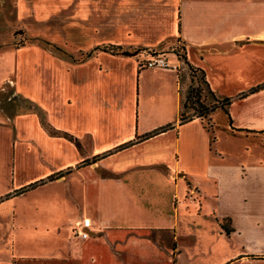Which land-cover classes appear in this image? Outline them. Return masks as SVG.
Wrapping results in <instances>:
<instances>
[{
  "label": "crops",
  "instance_id": "crops-1",
  "mask_svg": "<svg viewBox=\"0 0 264 264\" xmlns=\"http://www.w3.org/2000/svg\"><path fill=\"white\" fill-rule=\"evenodd\" d=\"M13 5L39 37L1 52L29 106L0 118V264H184L190 230L212 264H264V0ZM179 48L229 98L210 124L179 123ZM155 52L169 65L139 66ZM240 136L258 155H237Z\"/></svg>",
  "mask_w": 264,
  "mask_h": 264
},
{
  "label": "rangeland",
  "instance_id": "rangeland-1",
  "mask_svg": "<svg viewBox=\"0 0 264 264\" xmlns=\"http://www.w3.org/2000/svg\"><path fill=\"white\" fill-rule=\"evenodd\" d=\"M15 0H0V118L5 117L11 113H17L19 111L26 110L29 106V102L25 100L23 96L18 94L15 91V87L12 82V78H10L11 72V54H4L1 53L8 48L18 47L21 44H24L27 41H30L32 38L39 37L35 35L29 34L24 26H20L18 23L13 24L14 18V3ZM55 45V44H54ZM59 48V51L63 52L65 55L69 57H73L75 59L82 58L84 54L81 52H77L79 54L73 55L71 50L63 45H56ZM55 48V46H54ZM57 48V49H58ZM112 51L115 48H110ZM147 51L153 50L152 48H146ZM180 51H183L179 48ZM153 54H157L156 52ZM189 82V80H188ZM190 83V82H189ZM195 85V81L192 82ZM187 84L183 86V101L186 104H192L195 107L197 103H191V99H185V90ZM186 110L193 111V107H187ZM205 121L210 124L209 116H205ZM223 113L218 110L213 114V119L217 125L216 133L222 135L223 129L220 124L223 121ZM219 126V127H218ZM238 146L239 149L236 152L240 158H249L258 155L260 151L261 144L256 142L255 144L251 143L245 136H240L238 138ZM207 222L204 221L199 222L198 227L207 228ZM205 225V226H204ZM193 226V225H192ZM204 226V227H203ZM204 236L200 235V232L192 233L190 231L186 232H179V239L181 241V252L180 256L184 264H212L213 263V254H209L208 251L205 250V242Z\"/></svg>",
  "mask_w": 264,
  "mask_h": 264
},
{
  "label": "trees",
  "instance_id": "trees-1",
  "mask_svg": "<svg viewBox=\"0 0 264 264\" xmlns=\"http://www.w3.org/2000/svg\"><path fill=\"white\" fill-rule=\"evenodd\" d=\"M180 57L183 60L185 65V70L180 74L181 77H186V74L189 77V82H187V87L185 90V99H191V103H197L196 107L192 104H186L183 101V91H182V101H181V110L179 115V123L185 122L191 119L194 116L205 117L208 116L214 109L217 107H223L226 110V105L229 102V98H218L215 92L211 89L206 77L204 70L190 63L185 56L184 51L180 53ZM196 82L193 85L192 82ZM252 87V89L256 88ZM187 107H193V111L186 110ZM221 226L225 229L227 233L231 231L230 219L224 217L221 220Z\"/></svg>",
  "mask_w": 264,
  "mask_h": 264
},
{
  "label": "built area",
  "instance_id": "built-area-1",
  "mask_svg": "<svg viewBox=\"0 0 264 264\" xmlns=\"http://www.w3.org/2000/svg\"><path fill=\"white\" fill-rule=\"evenodd\" d=\"M139 66H168V62L162 54H151L149 57L141 58L139 60ZM177 67V66H175ZM195 190H191V193ZM91 224V219L87 216L83 217L76 224L75 231L82 237H87L89 235Z\"/></svg>",
  "mask_w": 264,
  "mask_h": 264
}]
</instances>
